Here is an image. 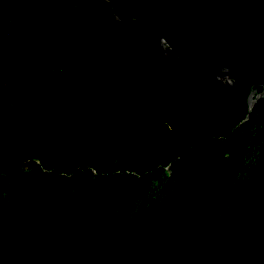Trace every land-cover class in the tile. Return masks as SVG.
I'll use <instances>...</instances> for the list:
<instances>
[{"label": "trees", "instance_id": "16d2710c", "mask_svg": "<svg viewBox=\"0 0 264 264\" xmlns=\"http://www.w3.org/2000/svg\"><path fill=\"white\" fill-rule=\"evenodd\" d=\"M114 1L264 78V0ZM4 84L0 264H264L262 86L107 0H0Z\"/></svg>", "mask_w": 264, "mask_h": 264}, {"label": "water", "instance_id": "95a60500", "mask_svg": "<svg viewBox=\"0 0 264 264\" xmlns=\"http://www.w3.org/2000/svg\"><path fill=\"white\" fill-rule=\"evenodd\" d=\"M107 1H109L113 5L114 17H115L116 21L125 22V23H142V24H146V25L150 26L151 28H153L155 31V34L157 35V37L159 39L161 49L165 55H167L168 53H172V54H175L178 57V59L181 61H186V62H189L192 64L199 65L200 67L204 68L206 71L211 73L213 76H215L218 80H220L223 84H225L227 86H257V85L262 86L263 87L262 91L258 94L257 101H256L255 105L253 107H251V105H250V110H249L248 116L246 117V119L241 124H239L238 127H240L242 124H244L245 122H247L251 118L252 112L254 111L257 104L260 102V100L264 97V78H262V79H251L233 67L214 68V67L209 66L208 64H206L203 61L194 60L193 58L188 57V56L184 55L183 53H181L179 50H177L171 44V42L167 38V36L164 33H162L158 29V27L156 25H154L152 22L146 21L143 19H139V18H126L124 15H122L118 11L114 0H107ZM162 41L166 42L167 50H166ZM222 73H227L229 76H231L234 79V82L224 81L220 77V75ZM236 76L240 77L241 81L236 80V78H235ZM254 90L255 89H253L249 95V104H250L251 97L253 95ZM170 171H171V173H173L171 169H170Z\"/></svg>", "mask_w": 264, "mask_h": 264}, {"label": "rangeland", "instance_id": "374dc122", "mask_svg": "<svg viewBox=\"0 0 264 264\" xmlns=\"http://www.w3.org/2000/svg\"><path fill=\"white\" fill-rule=\"evenodd\" d=\"M257 90V88H256ZM255 90V91H256ZM0 91L5 92L7 95H9L12 98V103L13 105H16L18 102V99L21 97V95L19 93H15L14 91H12L7 85H0ZM258 96V95H257ZM52 110V109H51ZM51 113H48L47 116H50Z\"/></svg>", "mask_w": 264, "mask_h": 264}, {"label": "bare ground", "instance_id": "6f19581e", "mask_svg": "<svg viewBox=\"0 0 264 264\" xmlns=\"http://www.w3.org/2000/svg\"><path fill=\"white\" fill-rule=\"evenodd\" d=\"M163 42V44H164V46H165V48H166V50H167V44H166V42L165 41H162ZM220 77L224 80V81H226V82H234V79L231 77V76H229L227 73H222L221 75H220ZM256 92H258V88H257V90H256ZM254 93H255V91L253 92V95H254ZM253 95H252V97H251V100H252V98H253ZM257 98V94H256V97L254 98V100L252 101V103H251V101H250V105H251V107H253L254 105H255V99Z\"/></svg>", "mask_w": 264, "mask_h": 264}]
</instances>
